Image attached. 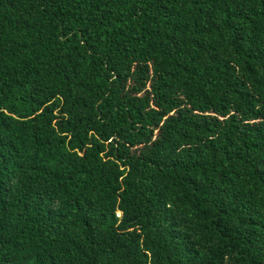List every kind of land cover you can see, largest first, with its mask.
Instances as JSON below:
<instances>
[{"label":"trees","instance_id":"1","mask_svg":"<svg viewBox=\"0 0 264 264\" xmlns=\"http://www.w3.org/2000/svg\"><path fill=\"white\" fill-rule=\"evenodd\" d=\"M0 264H264V0H0Z\"/></svg>","mask_w":264,"mask_h":264}]
</instances>
